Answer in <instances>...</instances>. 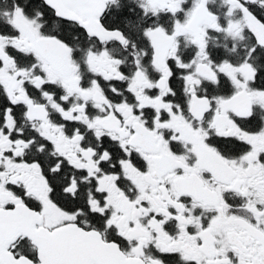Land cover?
Listing matches in <instances>:
<instances>
[{
	"label": "snow or ice",
	"instance_id": "6c2138e0",
	"mask_svg": "<svg viewBox=\"0 0 264 264\" xmlns=\"http://www.w3.org/2000/svg\"><path fill=\"white\" fill-rule=\"evenodd\" d=\"M0 264H264V0H0Z\"/></svg>",
	"mask_w": 264,
	"mask_h": 264
}]
</instances>
